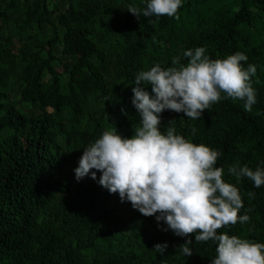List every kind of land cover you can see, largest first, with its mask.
Returning a JSON list of instances; mask_svg holds the SVG:
<instances>
[{"label":"trees","instance_id":"obj_1","mask_svg":"<svg viewBox=\"0 0 264 264\" xmlns=\"http://www.w3.org/2000/svg\"><path fill=\"white\" fill-rule=\"evenodd\" d=\"M147 2L0 0V264H211L216 242L165 232L102 187L99 171L79 181L74 172L105 130L134 135L136 74L176 56L186 65L183 53L197 47L211 59L244 53V67L257 66V102L247 112L221 93L200 119L165 110L160 130L174 119L177 135L222 153L215 167L240 191L238 215L252 211L217 231L264 243V185L228 173L264 167V0H182L178 19L127 11ZM189 238L185 256L177 248ZM157 243H167L163 254Z\"/></svg>","mask_w":264,"mask_h":264},{"label":"clouds","instance_id":"obj_2","mask_svg":"<svg viewBox=\"0 0 264 264\" xmlns=\"http://www.w3.org/2000/svg\"><path fill=\"white\" fill-rule=\"evenodd\" d=\"M182 0H148L143 9L128 5L127 11L138 20L144 17H175ZM204 47L188 49L183 53L188 63H181V57L172 58L170 67L159 63L150 70L140 71L132 87V105L141 119L131 138L122 137L116 127L105 130L101 137L83 148L75 177L89 176L110 193H118L122 202H130L143 216L155 215L158 222H164L179 237L195 234V242L212 240L217 243L215 259L211 264H264V243L251 242L227 233H218L226 225L250 222L244 208L239 189L223 179V167H215L221 152L204 144H194L177 135L168 122L166 133L160 130L161 115L165 110L184 113L196 120L213 103L225 98L244 101L243 108L251 112L256 104V91L251 78L256 75L257 66L248 64V57L242 52L223 59H211ZM151 85V93L146 87ZM125 113V109H121ZM195 132V129H193ZM96 170V171H92ZM228 173L237 178L247 177L254 187L264 185V167L255 170L247 165H230ZM250 198L255 193L249 192ZM158 213V215H156ZM185 240L177 249L185 256L193 254ZM167 243H157L153 249L163 254Z\"/></svg>","mask_w":264,"mask_h":264}]
</instances>
